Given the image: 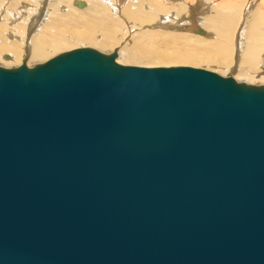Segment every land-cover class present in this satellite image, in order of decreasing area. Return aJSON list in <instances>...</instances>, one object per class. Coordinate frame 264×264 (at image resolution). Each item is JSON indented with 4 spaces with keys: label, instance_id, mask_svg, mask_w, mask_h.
Here are the masks:
<instances>
[{
    "label": "water",
    "instance_id": "water-1",
    "mask_svg": "<svg viewBox=\"0 0 264 264\" xmlns=\"http://www.w3.org/2000/svg\"><path fill=\"white\" fill-rule=\"evenodd\" d=\"M117 57L0 66V264H264V85Z\"/></svg>",
    "mask_w": 264,
    "mask_h": 264
},
{
    "label": "bare ground",
    "instance_id": "bare-ground-1",
    "mask_svg": "<svg viewBox=\"0 0 264 264\" xmlns=\"http://www.w3.org/2000/svg\"><path fill=\"white\" fill-rule=\"evenodd\" d=\"M86 1L0 0V59L11 54L13 58L7 64L28 66L46 60L49 50L54 54L83 43L101 50L119 47L125 62L136 64L145 59L144 66L215 62L229 74L237 72L238 82L258 80L264 84V0ZM78 2H84L85 7L79 8ZM209 9L212 14L206 16ZM170 12L177 16L175 26L184 29L188 25L186 28L193 31H197L199 22L196 23L195 15L199 12V16L203 15L199 25L211 33L205 32L204 38L185 34L187 31L184 34L143 31L146 24L162 25L160 19ZM168 18L171 20L172 14ZM132 27L142 31L131 35ZM134 36V46L121 44ZM210 36L213 39H208ZM113 51L118 54L117 49ZM117 61L123 60L118 57Z\"/></svg>",
    "mask_w": 264,
    "mask_h": 264
},
{
    "label": "rangeland",
    "instance_id": "rangeland-1",
    "mask_svg": "<svg viewBox=\"0 0 264 264\" xmlns=\"http://www.w3.org/2000/svg\"><path fill=\"white\" fill-rule=\"evenodd\" d=\"M84 1H86V0H84ZM86 2L88 3V1H86ZM219 2H220V0H219ZM173 13L170 12V13L164 15L165 18L160 19L159 22L162 23V25H157V23L146 24L142 28L143 31H159V32H163V33H166V32H177V33H182V34H184L187 31L185 34H189V35H193V36H199V37L201 36V37H204V38H207V36L200 35V34L197 33L200 28L203 29L205 32L211 33V31L206 30V28L204 26H202V25L200 26L199 25L200 21H202V19H203V15H200L201 16L200 17L199 16V12H197V14L195 15V17L197 18L196 23L199 22V23H197V27H195V29H197V31L196 30L193 31L194 30L193 28L187 29L186 27L188 25L184 26L185 27L184 29H183V27H179L177 25L175 26L174 22L176 21V17L177 16L173 17ZM171 14H172V18H171L172 21L168 18L169 15H171ZM209 14H212V12H210V9L208 10L207 13H205V15L207 16ZM185 17H188V16H185ZM142 29L139 30V29H137V27L136 28L135 27H132V29H131L132 30L131 31L132 32L131 35H134V33L135 34L136 33L138 34L140 31H142ZM98 34H100V31H98ZM99 39H100V36H99ZM157 39L158 40H163V39L171 40L170 37H158ZM208 39H213V38H211V36H210V38H208ZM135 43H136V36H134L133 38H131L127 43H121V44H126V45H128V47H131V46H134ZM82 47L94 48V49H96V50H98V51H100L102 53H105V54H111V53H113V50L114 49H117V51H118V57H120V60H123V61H120V63L123 64V65L140 66V67H145L146 66V67H150V68H156V67H181V66H183V67H194V68H200V69H205V70H208V71L215 72V73H217V74H219V75H221L223 77H231V76H233L236 81L238 80L237 79L238 78L237 72H232V73L229 74L228 73L229 71L227 72V70L224 69V67L220 66L221 64H219V63L216 64L215 62H212L211 63V62H208L207 61L208 63L203 62V63H199V64H194V63H189V62H185V63L184 62H178V63H176V62L173 63L172 62V63L162 64V65H161V63H153L152 65H149L148 64V65H145L144 66L145 59H143L140 63H136V64L135 63L125 62L124 59L119 54V49H118L119 47L114 48V49L113 48H109V49L101 50L99 47L89 46V45H83V43H77L75 46L72 45L70 48H68V49L66 48L63 51H59L58 53L55 52L54 54H51L52 51L49 50V53H50L49 57H47L46 60L44 59L42 61L43 62H46L49 59L57 56V54L59 55V54H61L63 52H67V51H70V50H73V49H77V48H82ZM162 49L164 50V54H167V51L165 50V47H162ZM143 53H144L145 56H148L149 55L147 52H143ZM8 55L11 56V58L7 59L8 58L7 57ZM118 57H117V59H118ZM12 58H13V56L11 54H4L1 57V59H0V66L1 67H4V68H15V67H18V66L21 65V63H17L15 65L14 64L13 65L7 64L6 62L9 61V60L11 61ZM42 61L31 62V63H29L28 66L29 67H33L37 63L38 64L39 63H42ZM239 82H242V83L246 82V83H248L250 85H254V86L264 85V84L260 83L258 80H255L254 82H248V81H245V80H240Z\"/></svg>",
    "mask_w": 264,
    "mask_h": 264
}]
</instances>
